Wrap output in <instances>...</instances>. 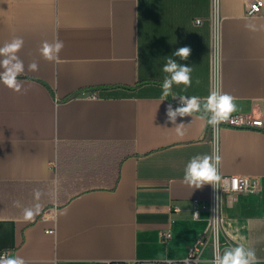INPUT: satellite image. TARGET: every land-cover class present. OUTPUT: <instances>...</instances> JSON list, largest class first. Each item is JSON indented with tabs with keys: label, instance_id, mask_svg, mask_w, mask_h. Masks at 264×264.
<instances>
[{
	"label": "crops",
	"instance_id": "obj_1",
	"mask_svg": "<svg viewBox=\"0 0 264 264\" xmlns=\"http://www.w3.org/2000/svg\"><path fill=\"white\" fill-rule=\"evenodd\" d=\"M211 13L212 0H0V47L21 38L25 65L20 93L0 83V254L27 264H150L183 259L200 245L210 214L194 219L191 210L208 206L214 188L188 186L184 169L192 157L210 155L214 140L203 109L177 117L182 137L166 109L179 106L178 96L203 104L212 91ZM218 14L220 91L235 98L231 115L263 124L218 132L219 175L260 185L224 196L221 239L224 250L254 248L264 264V6L249 16L246 0H219ZM56 40L64 46L50 62L41 48ZM184 46L187 60L173 55ZM169 57L192 67V83L173 84L161 102ZM32 62L38 71L28 70ZM106 149L120 160L114 187L62 201L58 161ZM37 204L40 212L25 221L24 209Z\"/></svg>",
	"mask_w": 264,
	"mask_h": 264
},
{
	"label": "clouds",
	"instance_id": "obj_2",
	"mask_svg": "<svg viewBox=\"0 0 264 264\" xmlns=\"http://www.w3.org/2000/svg\"><path fill=\"white\" fill-rule=\"evenodd\" d=\"M23 43V40L17 37L0 47V83L16 93H20L23 88L22 82L18 79L25 72L24 62L18 55ZM63 46V42L60 40H56L52 44L45 42L41 48V55L50 62L57 61ZM190 54L191 49L188 46L181 47L173 53L174 56L179 57L181 60H187ZM28 70L38 71V64L32 62L28 65ZM162 70L168 75L162 84L161 102L172 95L173 84L191 86V66L178 63L169 57ZM172 97L176 98L177 96ZM178 97L181 106L173 109L172 105L169 104L166 109L167 119L175 125L177 135L181 137L184 135V124H176L177 117L191 116L192 113L201 112L203 109L204 115L200 118L204 119L207 117V123L213 127L215 137L210 155L194 156L187 163L184 169L183 182L194 189H199L206 184L216 188L221 179L219 166L222 160L218 144L219 125L227 122L231 114L237 110V105L234 103L235 98L228 93H223L218 88H214L210 92L203 104L201 98L197 96ZM91 99L96 100L97 97L93 95ZM35 197L39 199L40 193L38 191L35 193ZM15 204L19 206L18 201ZM39 212V204L34 209L26 208L24 209L23 218L25 221H31ZM193 218H199V214H193ZM0 264H27V262L24 258L9 254L6 251L0 254ZM167 264H173V262L168 261ZM184 264H190V261H185ZM195 264H200L199 260ZM210 264H261V262L257 258L254 248H245L244 244H238L236 247L226 248L222 254L218 249L215 250Z\"/></svg>",
	"mask_w": 264,
	"mask_h": 264
},
{
	"label": "built area",
	"instance_id": "obj_3",
	"mask_svg": "<svg viewBox=\"0 0 264 264\" xmlns=\"http://www.w3.org/2000/svg\"><path fill=\"white\" fill-rule=\"evenodd\" d=\"M218 3L219 0H212V13H211V22L214 29V46L212 54V77L211 84L212 90L214 88H221V55L219 50V34H218ZM263 0H246V14L249 16H255L263 13ZM201 20L197 19L196 23H200ZM92 97L96 94L92 92H83V95ZM97 97V96H96ZM179 104V99L176 101ZM261 120H250L247 116L243 114H233L230 116V119L227 122H223L219 125V130L222 127H236V128H245L250 126H262ZM209 130L212 133L214 140V129L209 125ZM221 179L214 188L213 195L211 197L210 203L208 206H197L194 204L191 214L198 213L199 218H201L202 212L204 210L209 211V221L210 227L206 230L200 239V245L194 246L191 248L187 256L180 260H156L150 264H167L168 261H172L173 264H184L185 261H190V264H195L199 260L200 264L202 262H211L213 260L214 251L219 250L220 253H223L224 245L227 244L221 239V225L224 221L223 213V202L224 196L230 198L236 194L242 193H255L259 190V181L255 177L244 176V175H231V176H220ZM175 213L182 211V207L178 204L172 205ZM195 218V219H199ZM4 253V252H3ZM95 264H138L134 260H101Z\"/></svg>",
	"mask_w": 264,
	"mask_h": 264
},
{
	"label": "trees",
	"instance_id": "obj_4",
	"mask_svg": "<svg viewBox=\"0 0 264 264\" xmlns=\"http://www.w3.org/2000/svg\"><path fill=\"white\" fill-rule=\"evenodd\" d=\"M115 152L98 150L95 152L78 151L72 157L60 159L65 162L61 170L62 176V201L89 189L100 186H112L119 179V162L114 159ZM62 155V154H60ZM62 160V161H61ZM63 166V165H62Z\"/></svg>",
	"mask_w": 264,
	"mask_h": 264
},
{
	"label": "rangeland",
	"instance_id": "obj_5",
	"mask_svg": "<svg viewBox=\"0 0 264 264\" xmlns=\"http://www.w3.org/2000/svg\"><path fill=\"white\" fill-rule=\"evenodd\" d=\"M64 166L65 163H61L60 161H58L57 163V166H58V170H57V174H58V180H57V187H58V190H61V186H62V177L60 178V176H62V173H61V166Z\"/></svg>",
	"mask_w": 264,
	"mask_h": 264
}]
</instances>
